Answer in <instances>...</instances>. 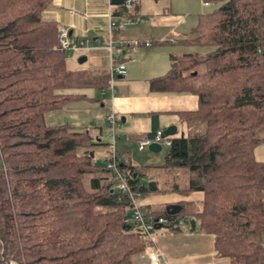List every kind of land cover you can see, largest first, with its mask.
I'll use <instances>...</instances> for the list:
<instances>
[{"label": "trees", "instance_id": "16d2710c", "mask_svg": "<svg viewBox=\"0 0 264 264\" xmlns=\"http://www.w3.org/2000/svg\"><path fill=\"white\" fill-rule=\"evenodd\" d=\"M206 2L218 6L178 45L208 51L172 55L169 71L149 82L151 92L198 99L182 119L186 132L168 137L162 166L187 174L164 193L202 200L178 202L175 215L168 204L149 209L172 232L194 220L221 258L264 264V163L254 159L264 144V0ZM51 4L0 0V264H140L151 244L125 220L130 209L112 173L93 164L102 132L46 123L51 112L93 100L71 91L103 96L110 87L106 71L66 69L57 26L42 19ZM118 168L134 192L149 191L136 166L119 159Z\"/></svg>", "mask_w": 264, "mask_h": 264}, {"label": "crops", "instance_id": "0c3cea01", "mask_svg": "<svg viewBox=\"0 0 264 264\" xmlns=\"http://www.w3.org/2000/svg\"><path fill=\"white\" fill-rule=\"evenodd\" d=\"M198 1L205 9L210 6ZM151 7V0H138L135 13L140 22L112 33L115 40H137L152 44L147 48L126 47L122 50L117 62L125 64L126 73L124 76L114 75L112 81L110 80V87L113 86L114 90L110 93L109 111L104 115L105 118L109 113H114L116 117H121L120 122L126 126L131 139L136 141L138 138L146 139L152 134L154 125L160 131H164L166 126H174L178 135L185 133L186 127L182 119L185 114L195 112L198 107V99L192 94L151 92L149 89L152 79L160 78L169 71L170 57L185 53L170 51L180 46L178 42L184 37L179 36L177 32L183 19L171 13L172 6L161 12H151ZM127 14L124 6H113L111 0H52L51 6L43 12L42 19L55 23L57 27L66 28L72 38L85 43L89 49L86 50L87 54L81 56L86 58L84 63L89 62L92 71H106L110 78V58L106 48L109 39V17L121 21L125 20ZM115 87H118L119 91H115ZM141 123H144L145 127L139 126ZM178 128L183 131L179 133ZM254 159L264 163V144L254 149ZM193 194H200L202 200L201 193ZM185 199L181 196L175 205L183 201H201ZM143 204L149 207L170 205L168 202L153 204L149 201H143ZM197 225L195 223V229ZM195 229L190 231L193 235L189 238H196L204 243V247L185 252L186 254H175L170 246L172 239L177 236L188 238L181 224L178 232L162 227L155 229L154 245L150 246L140 264H150L148 254L154 247L164 254L165 262L162 264H230L227 258L216 254L213 237Z\"/></svg>", "mask_w": 264, "mask_h": 264}, {"label": "rangeland", "instance_id": "374dc122", "mask_svg": "<svg viewBox=\"0 0 264 264\" xmlns=\"http://www.w3.org/2000/svg\"><path fill=\"white\" fill-rule=\"evenodd\" d=\"M151 5V12L165 11L168 10L170 6H172L171 13L183 19V22H181L177 32L179 36L184 37L188 35L195 26L197 17L199 15L211 13L218 6L211 5L205 9L200 5L198 0H157L156 2L151 0ZM170 51L198 52L204 54L208 51V49L177 46L170 49ZM84 54H87V51L75 50L71 53H68L66 56V69L72 72L80 70L92 71L93 68L89 62L82 64L78 63V59ZM111 89L112 91L114 90L113 86ZM115 91H119L118 87H115ZM71 93L85 95L91 100L103 99V104L99 105L93 100L92 102L74 101L61 110L47 114L45 119L47 125L68 123L73 132H89V134L94 138L102 132L101 145H97L96 140H94V144H96V146L91 147V150L94 153L93 164L97 166L104 165L106 158L114 149L122 162L136 166L139 172L143 174L142 185L145 188L148 189L150 183L155 185V189H157V191H148L144 193L140 199L142 202L149 201L153 204L168 202L170 205H175L176 201L181 199V196L179 197L177 194H167L164 193V191L175 181L184 184L186 182L187 174L186 171L182 169L163 168L162 165L165 162V156L168 147H162L161 151L158 153L150 152L147 147L143 151H138L135 142L136 140L131 139L130 134L126 131V126L120 122L121 117L118 116L116 117L120 122L119 126L116 128L118 136L115 137V140H113L109 124L105 123L104 118V115L109 111L110 108V87L103 96L98 90L95 89L80 91L75 90L71 91ZM139 126L145 127V124L141 123ZM168 127L169 126H166L164 130H166ZM181 130V128H178L179 133ZM139 140L141 139L138 138L137 141ZM182 198H186L185 200L195 201L199 199L198 201H200L201 195L193 194L187 197L182 196ZM191 221V219L186 217L180 223L181 227L185 228L188 238L185 236H177L176 238H173L170 243L172 251H174L175 254H186L185 252H190L191 250L194 251L204 247V243H201L196 238H189L191 235H193L190 233V231H192ZM261 238V244L264 247V233L262 234ZM227 261H229L230 264H239L232 262L229 259Z\"/></svg>", "mask_w": 264, "mask_h": 264}, {"label": "built area", "instance_id": "2783aa9c", "mask_svg": "<svg viewBox=\"0 0 264 264\" xmlns=\"http://www.w3.org/2000/svg\"><path fill=\"white\" fill-rule=\"evenodd\" d=\"M200 1L205 6L209 5L206 0ZM137 4L138 0H124V8L128 12L125 20L116 21L112 17H109V39L106 48L110 58L111 81L114 75L124 76L126 73L125 64L122 62H117L118 57L123 49H125L126 47H131L134 49H138L141 47L147 48L152 45L150 42H142L137 40H115L112 37V33L114 31L122 30L126 26L140 22L139 17L135 13V8ZM57 39V49L67 54L75 50L86 51L89 49V47L85 43L72 38L68 30L64 27H57ZM111 88L112 87H110V93L113 92ZM105 121L109 124V127L111 129V135L113 137V140H115V137L118 136L116 128L119 126V121L117 120L116 115L114 113H109L106 116ZM153 143L159 144L161 147H169L171 144L168 138L163 137V131L157 130L153 137L136 141V147L138 151H143L146 147ZM104 165L106 169L110 171L113 175V180L116 182V190L122 195V197H124L125 201H128V206L130 209V214L132 216L133 223L141 229L144 238L151 245H154L153 232L155 229L160 228L162 227V225L166 224V219L163 217L152 215L150 213L149 206L143 204V202L140 200L142 198V195L134 192L132 188L128 185V183L126 182L125 174L121 172L118 168L119 158L117 157V153L114 149L106 158ZM148 260L150 264H162L165 262V257L164 254L157 247H154L151 253L148 254ZM9 264L15 263L10 262Z\"/></svg>", "mask_w": 264, "mask_h": 264}, {"label": "water", "instance_id": "95a60500", "mask_svg": "<svg viewBox=\"0 0 264 264\" xmlns=\"http://www.w3.org/2000/svg\"><path fill=\"white\" fill-rule=\"evenodd\" d=\"M111 5H113V6H124V0H111ZM85 61H86L85 57H81L78 59L79 64H82ZM176 132H177L176 127H174V126L168 127L166 130L163 131V137H166V138L172 137L176 134ZM147 148L152 153H158L161 151L162 147L159 144L153 143V144L149 145ZM91 156H92V154H91ZM148 189L150 192H154L155 191V185L153 183H150L148 186ZM124 205L126 207H128V205H129L128 201H125ZM180 210H181V207L179 205H168V206H166V209H165V211L168 215H175ZM124 218H125V220L131 221L132 216H131L130 212H128ZM191 228H192V230L195 229L194 220L191 221Z\"/></svg>", "mask_w": 264, "mask_h": 264}]
</instances>
